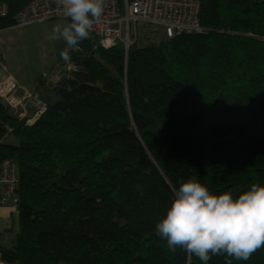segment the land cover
Segmentation results:
<instances>
[{
  "label": "trees",
  "instance_id": "trees-1",
  "mask_svg": "<svg viewBox=\"0 0 264 264\" xmlns=\"http://www.w3.org/2000/svg\"><path fill=\"white\" fill-rule=\"evenodd\" d=\"M29 1L0 0V30ZM199 6L201 34L126 54L88 36L56 84L37 82L32 121L0 103V166L18 181L0 264H201L155 231L173 190L190 177L234 196L264 184V0ZM229 261L264 264V248L208 264Z\"/></svg>",
  "mask_w": 264,
  "mask_h": 264
},
{
  "label": "clouds",
  "instance_id": "clouds-1",
  "mask_svg": "<svg viewBox=\"0 0 264 264\" xmlns=\"http://www.w3.org/2000/svg\"><path fill=\"white\" fill-rule=\"evenodd\" d=\"M62 19L53 24L49 40H63L65 61L99 22L105 0H57ZM172 253L177 249L208 264L213 256L226 255L247 261L264 248V184L252 183L234 196L231 191L211 192L196 178H188L173 190L166 213L155 226ZM231 264V261H229Z\"/></svg>",
  "mask_w": 264,
  "mask_h": 264
},
{
  "label": "built area",
  "instance_id": "built-area-1",
  "mask_svg": "<svg viewBox=\"0 0 264 264\" xmlns=\"http://www.w3.org/2000/svg\"><path fill=\"white\" fill-rule=\"evenodd\" d=\"M62 8L57 0H30L14 17L15 27L61 20ZM199 0H105L104 13L89 31L96 44L103 48L121 45L125 54L130 47L158 45L182 34H201ZM7 16V8L0 4V19ZM0 103L15 114L26 118L32 110L38 118L43 104L36 92L19 87L10 78L0 82ZM17 171L11 161L0 166V208L17 206Z\"/></svg>",
  "mask_w": 264,
  "mask_h": 264
},
{
  "label": "rangeland",
  "instance_id": "rangeland-1",
  "mask_svg": "<svg viewBox=\"0 0 264 264\" xmlns=\"http://www.w3.org/2000/svg\"><path fill=\"white\" fill-rule=\"evenodd\" d=\"M57 21L24 27H15L13 24L11 28L0 30V72L4 78L10 77L19 87L33 91L40 79H43L45 87L50 88L72 69L70 62L60 55L66 48L65 42L47 38ZM27 112H30V117L34 116L32 111ZM10 114H13L11 110ZM12 221L14 224L13 216ZM3 233L12 237L9 229ZM11 240L7 238L8 242Z\"/></svg>",
  "mask_w": 264,
  "mask_h": 264
},
{
  "label": "crops",
  "instance_id": "crops-1",
  "mask_svg": "<svg viewBox=\"0 0 264 264\" xmlns=\"http://www.w3.org/2000/svg\"><path fill=\"white\" fill-rule=\"evenodd\" d=\"M4 79L5 78L1 75V72H0V82H2ZM30 111H32V110H30ZM26 115H27L26 118H29L31 120L30 112H27ZM12 216L15 219L14 224L12 223L13 222ZM16 219H17V216H16V213L13 209H10L8 207H4V208L0 209V233L5 234L3 232H6V230L9 229V234L12 235V237L11 236L7 237V235H5V238H6L5 240H6L7 244L9 243L7 241V238H13L14 235L16 234V230H17Z\"/></svg>",
  "mask_w": 264,
  "mask_h": 264
},
{
  "label": "bare ground",
  "instance_id": "bare-ground-1",
  "mask_svg": "<svg viewBox=\"0 0 264 264\" xmlns=\"http://www.w3.org/2000/svg\"><path fill=\"white\" fill-rule=\"evenodd\" d=\"M8 208H10V207H8ZM1 209V208H0Z\"/></svg>",
  "mask_w": 264,
  "mask_h": 264
}]
</instances>
